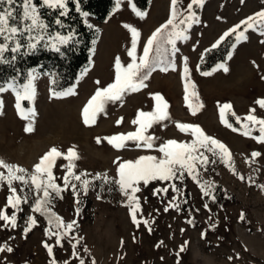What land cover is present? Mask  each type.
I'll list each match as a JSON object with an SVG mask.
<instances>
[{"label": "rangeland", "instance_id": "1", "mask_svg": "<svg viewBox=\"0 0 264 264\" xmlns=\"http://www.w3.org/2000/svg\"><path fill=\"white\" fill-rule=\"evenodd\" d=\"M189 3L190 0H183V7ZM170 10L171 0H150L144 11L147 16L141 19L128 0H123L119 10L114 4L105 20L97 22L99 36L89 66L72 86L65 88H73L75 94L54 97L49 90L48 75H41L36 81L34 103L22 102L23 107H34L36 112L34 131L30 133L25 131L28 121L19 115L14 94L11 91L0 94L4 103V114L0 115V159L32 173L52 147L66 155L74 146L79 159L72 161L73 172L87 174L81 175L77 185L69 174L67 159L59 157L54 163V182L62 185V191L59 196L52 194L51 205L64 225L66 221L73 224V231L65 232L61 238L48 235L43 216L33 210L34 186L30 188L13 181L14 195L22 200L19 211L12 206L7 211L10 217L16 215L15 227L10 221L0 220V247L13 249L0 252V264H80L81 259L84 264H93V261L95 264H264V188L260 187L264 185V143L240 131H232L220 117V106L230 103L232 111L242 118L241 123L247 122L244 117L253 114L250 109H255L254 115L258 118H264V108L256 103L264 99V35L249 30L246 41H235L236 46L226 59L205 71L211 75H202L197 66L201 52L223 30L264 10V0H206L200 9L199 23L188 32L190 38L178 41L174 53L171 46H167L169 51L163 55L165 63L151 73L145 81L147 87L126 94L122 101L108 103L94 124L83 122L82 110L96 90L114 82L117 58L125 67L132 62L128 55L132 34L125 25L139 31L136 56L142 57L147 39L163 25ZM111 28L119 34L107 46ZM158 54L153 51V58ZM185 60L198 100L195 97L185 100ZM169 61L174 69L169 67ZM220 64H225L229 71L218 69ZM164 67L168 70H161ZM24 82L26 80L21 83ZM155 94L168 103L170 119L153 124L145 132L156 138L154 148H137L132 141L120 150L110 145L107 137L139 130L134 121L138 112L154 111ZM188 103L193 106L202 103L203 107L193 115ZM177 122L199 125L207 135L225 144L232 155L235 172L210 153H205L210 161L206 171L197 164L199 177L211 182L220 193L215 200L205 196L187 173L183 180H152L147 185L141 181L137 185L140 191L135 193L139 204L136 216L140 223L137 225L132 220L128 198L118 185L95 177L107 174L110 179H118L120 163L145 155L160 158L162 153L157 149L168 140L190 142L194 139L189 132L178 130ZM259 135L258 131L252 133V136ZM253 152L261 155L253 157ZM213 160L216 162L212 163ZM0 172L7 176L6 169L0 167ZM65 176L70 182L66 189ZM83 180L90 181L86 193ZM171 185H175V189ZM128 191L131 194V189ZM12 194L5 181L0 186V213ZM79 200L83 210L77 217V226L73 222ZM242 213L244 219H241ZM29 217H33L36 224L25 233ZM45 244L52 248L51 254ZM182 246L184 251H181Z\"/></svg>", "mask_w": 264, "mask_h": 264}, {"label": "snow or ice", "instance_id": "2", "mask_svg": "<svg viewBox=\"0 0 264 264\" xmlns=\"http://www.w3.org/2000/svg\"><path fill=\"white\" fill-rule=\"evenodd\" d=\"M70 0H40L38 5L35 0H21L19 8L20 13L17 14V0H0V66H8L12 68L16 75L11 76L6 81H0V94L11 91L16 99V108L22 119L28 121V125L25 131H34V118L36 112L33 108H25L22 105L23 101L34 103L36 97V81L41 75H49L52 78V83H56L55 74L53 73H41L38 69L32 68L26 73V82H20V73L15 68V63L18 57L27 56L34 54L43 42V47L49 48L57 53L61 52V47L68 45L75 37V33L69 31L67 35H62L60 32L50 33L49 25L45 22L42 17L41 9L59 10L60 16H67L69 14ZM73 4L81 11V14L87 18L90 13L83 11L79 8L80 0H71ZM123 0H115V8L119 10ZM130 7L133 12L141 19L147 16V13L138 9L134 3V0H128ZM206 0H190V3L186 8L183 7V0H171L170 18L147 39L146 45L143 48L142 57L136 56L137 40L140 36L139 31L131 26L125 25L126 28L132 34V48L128 52V55L132 57V62L123 66L117 58L116 60V73L115 80L113 83L103 88H98L94 95L90 98L87 105L82 110L83 122L86 125L94 124L98 115L105 112L106 105L108 103H115L122 101L126 94L135 93L141 89L147 87L145 81H147L152 72H154L159 65L165 63L163 55L169 51L167 46H171V50L174 53L177 51L176 45L178 41H186L190 37L188 35L189 30L194 24L199 23V17L196 13V8H202ZM7 7H3V5ZM57 24H61V20L56 21ZM242 25L243 30H240ZM92 27L91 24H88ZM249 30L259 31L261 35H264V10L255 13L253 16L247 17L241 24L235 25L228 32H225L223 36L213 45V48L218 47L220 43L230 35H234L237 43L246 41L248 39L247 32ZM235 44L232 45L235 48ZM26 49V50H25ZM156 51L159 53L153 58L152 53ZM231 59V56H229ZM138 61V62H137ZM169 67L174 69V65L171 61L168 62ZM218 69H222L224 72H228L229 69L225 64H220ZM161 70L167 71L168 67H164ZM184 83H185V100L189 101L190 97H195L198 100V94L195 91V85L190 79V70L185 60L184 65ZM202 75L208 76L212 73L203 72ZM83 75V73H82ZM99 84V81H96ZM192 89L189 92V89ZM75 94L73 88L65 89L62 92L53 91L54 97H67ZM155 108L151 112H138L137 119L134 123L139 125V130L128 134H117L111 137H107V141L114 148L120 150L127 146L128 141H132L137 148L153 149L155 146L156 138L151 135H145V132L152 127L153 124L160 123L162 121L170 119L168 103L164 98L159 95H154ZM256 103L264 108V99L257 100ZM193 115L196 114L198 108H202V103H198L193 106L188 103ZM4 103L3 99L0 98V115H3ZM228 110L230 114L235 117L236 123L240 124V127H234L226 119V112ZM250 113L243 120L247 121L241 123V117L236 116L235 112L232 111V105L226 103L220 106V117L221 121L232 131H240L242 135L256 139L259 143H264V118H258L255 113V109H250ZM122 120V118H121ZM118 121L117 123H120ZM251 125V126H250ZM259 126L258 128L256 126ZM178 130L182 132H189L194 139L190 142H177L176 140H168L164 144L160 145L157 149L162 153V157L158 158L153 155L140 156L135 161H124L118 165V179H110L107 174H97L96 179L102 180L104 183H115L118 185L120 192L128 198V207L131 208L132 220L134 223L139 225L137 220L136 212L139 207L138 198L135 193L140 191L139 183L143 181L147 185L152 180L168 181L173 179L183 180L185 173L190 175L194 181H196L203 191L205 196H211L215 200V196L212 195V189L214 185L211 182L205 181L200 183L199 171L197 164H199L205 171L207 165L210 162L208 155L217 157L220 162L229 165L230 169L235 172L234 163L232 162V155L228 147L218 139H215L207 135L199 125H192L186 123L177 122ZM254 131H258L260 135L252 136ZM97 142L100 140L97 138ZM203 150V151H201ZM261 154L259 152H253V157H258ZM63 157L69 161L68 171L72 175L74 180L80 181L81 175H87L82 173L76 175L73 172L75 165L72 161L79 159L78 153L73 148H70L65 155L59 151L56 147H52L34 166V172L29 173L26 169L13 164L6 163L3 159H0V167L7 170V176L3 172H0V186L7 182L10 192L15 194L16 189L12 187L13 181H20L27 187H33L36 192L34 211L40 212L41 215H46L49 218V223L52 222V218L55 217L57 221L56 227H65L66 229H72L73 224L69 223L64 225L61 218L54 212H51L49 205L51 204L52 194L55 193L57 196L62 191L61 187L57 185L53 176V166L57 158ZM215 163L216 161H211ZM21 173V175H17ZM28 177L26 179L25 177ZM46 176V179L43 177ZM240 179H244L243 176ZM30 181V183H29ZM69 179L67 176L64 177L65 189L69 185ZM89 180H83L82 185L84 186L85 193L89 185ZM175 189V185H171ZM260 187L264 188V185ZM73 191H75V185H72ZM128 189H131V194ZM42 191V197L40 195ZM163 191H167L164 189ZM24 201H27V197H24ZM8 203L19 211V204L21 203V197L17 195H9ZM179 210V206H175ZM207 208V205H205ZM168 209L166 208L165 211ZM16 215L13 214L9 217L6 214L0 213V220L10 221L12 227L16 226ZM241 219H244L243 213ZM75 223V222H73ZM147 223V221H145ZM188 223H192L191 220ZM36 221L33 217H29V227L25 228V233L30 230L31 226H34ZM54 233H49L53 235ZM58 237L60 233H55ZM202 235H204L202 233ZM48 252L52 253V248L45 244ZM75 249V245H73ZM7 250L8 252L13 251L11 247H0V252ZM181 251H184V247H181ZM75 255V252H74ZM231 259V258H230ZM80 264H84L81 259ZM93 264L95 262L93 261Z\"/></svg>", "mask_w": 264, "mask_h": 264}, {"label": "trees", "instance_id": "3", "mask_svg": "<svg viewBox=\"0 0 264 264\" xmlns=\"http://www.w3.org/2000/svg\"><path fill=\"white\" fill-rule=\"evenodd\" d=\"M39 5L40 0H35ZM21 0H17V14L20 13L21 9L19 4ZM136 7L142 11H146L150 5V0H134ZM115 0H80L79 8L83 11L90 13V19L87 18V23H85V17L81 14V11L73 4L70 0L68 4L69 14L67 16H60L59 10L53 9L48 10L46 8L41 9V14L45 22L49 25V32L56 33L60 32L62 35H67L69 31L74 32L76 35L74 39L68 44L61 47V52L57 53L49 48L43 47V42L39 49L31 55L18 57L15 63L16 70L20 73V82L26 80V73L32 69L36 68L40 72L46 71L47 73L55 74L56 83H52V78L48 75L49 79V90L51 93L53 91L59 92L69 86H72L77 80L79 74L89 66L91 62V54L93 52L95 42L99 36V26L97 22L105 20L109 14L111 8L114 6ZM7 7V5H3ZM201 8H196L197 16H199ZM170 18V16L164 21V23ZM61 20V24H57L56 21ZM245 20V19H244ZM242 20V21H244ZM240 21L238 24H241ZM163 23V24H164ZM88 24H91L92 27H89ZM237 25V24H236ZM235 26V25H234ZM232 26L229 29L223 30L215 40L206 47L200 54L197 62L198 69L201 72L208 71L215 67L218 63L222 62L229 55V52L232 48V45L235 42L234 35L226 37L218 47L213 48V45L220 39L225 32H228L232 29ZM243 25L240 30H243ZM26 50V49H25ZM16 75V72L9 68L8 66H0V81H6L11 76ZM226 112V119L233 124L234 127L239 128L240 124L236 123L235 117H233L228 110ZM259 127L258 125L256 126ZM260 134V133H259ZM200 183L204 181L198 177ZM77 185L79 181L75 180ZM196 184H198L195 181ZM62 186V185H59ZM200 187V185L198 184ZM201 188V187H200ZM14 195V194H12ZM212 195L215 197H220V193L217 192L216 187L212 189ZM9 197V196H8ZM2 207L1 213L7 215V211L11 205L8 203ZM42 197V196H41ZM22 200V199H21ZM79 208L75 211V223L79 225V219L83 205H81L79 200ZM49 209L51 212H54L57 216V212L54 207L50 204ZM41 214V213H40ZM10 217V215H8ZM45 221V230L46 233H60L61 236L65 232H72V229H66L65 227L57 228V221L55 217L52 218V222L49 223V218L46 215H42ZM66 225L69 224V221H66ZM51 236V235H50Z\"/></svg>", "mask_w": 264, "mask_h": 264}, {"label": "bare ground", "instance_id": "4", "mask_svg": "<svg viewBox=\"0 0 264 264\" xmlns=\"http://www.w3.org/2000/svg\"><path fill=\"white\" fill-rule=\"evenodd\" d=\"M110 30V33H111V36H110V38H109V40H108V44H107V46H110V43L112 42V40H114L115 39V37H117L118 36V34H119V32H118V34H117V30L115 29V28H111V29H109ZM115 36V37H114ZM69 122V121H68Z\"/></svg>", "mask_w": 264, "mask_h": 264}]
</instances>
